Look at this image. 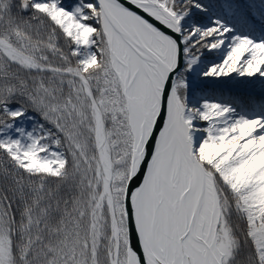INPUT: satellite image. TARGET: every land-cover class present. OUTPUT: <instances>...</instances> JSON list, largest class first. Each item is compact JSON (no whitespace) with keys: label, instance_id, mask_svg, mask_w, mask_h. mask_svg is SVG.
<instances>
[{"label":"snow or ice","instance_id":"1","mask_svg":"<svg viewBox=\"0 0 264 264\" xmlns=\"http://www.w3.org/2000/svg\"><path fill=\"white\" fill-rule=\"evenodd\" d=\"M0 264H264V0H0Z\"/></svg>","mask_w":264,"mask_h":264},{"label":"rangeland","instance_id":"2","mask_svg":"<svg viewBox=\"0 0 264 264\" xmlns=\"http://www.w3.org/2000/svg\"><path fill=\"white\" fill-rule=\"evenodd\" d=\"M233 83H235V82H233ZM240 87H241V85H235V88H236L237 91L241 90Z\"/></svg>","mask_w":264,"mask_h":264}]
</instances>
